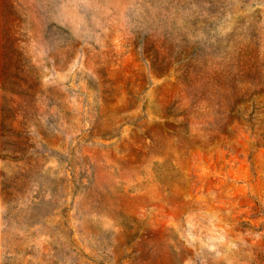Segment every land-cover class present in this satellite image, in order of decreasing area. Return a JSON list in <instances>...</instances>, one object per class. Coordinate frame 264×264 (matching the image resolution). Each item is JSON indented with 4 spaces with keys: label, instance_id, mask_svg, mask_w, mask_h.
Segmentation results:
<instances>
[{
    "label": "rangeland",
    "instance_id": "1",
    "mask_svg": "<svg viewBox=\"0 0 264 264\" xmlns=\"http://www.w3.org/2000/svg\"><path fill=\"white\" fill-rule=\"evenodd\" d=\"M0 264H264V0H0Z\"/></svg>",
    "mask_w": 264,
    "mask_h": 264
}]
</instances>
